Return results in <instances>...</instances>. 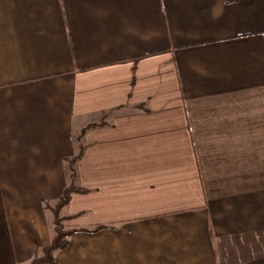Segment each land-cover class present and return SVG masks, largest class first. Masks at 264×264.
I'll use <instances>...</instances> for the list:
<instances>
[{"label":"crops","instance_id":"obj_1","mask_svg":"<svg viewBox=\"0 0 264 264\" xmlns=\"http://www.w3.org/2000/svg\"><path fill=\"white\" fill-rule=\"evenodd\" d=\"M72 171L86 264H264V0H0V264Z\"/></svg>","mask_w":264,"mask_h":264},{"label":"rangeland","instance_id":"obj_2","mask_svg":"<svg viewBox=\"0 0 264 264\" xmlns=\"http://www.w3.org/2000/svg\"><path fill=\"white\" fill-rule=\"evenodd\" d=\"M62 179H63V187L62 189H59L57 187V190L54 192L55 196H57V198L51 199V195L47 197L46 200V205L48 206V210L46 211L48 213V217L50 218V223L48 225V230H51V234H50V238L49 240H47L46 244H44L41 247H44L46 245H48L52 239L53 236V227H54V216L55 219H57V222L61 225V227L63 228V232H73L72 236H70L68 238L69 241V246L70 247V241L71 239L76 236V235H85L83 241L80 238V240H77L76 245L78 246L77 249H75V252L73 254H71L70 258H73L74 262L68 258H63L60 262V264H86L87 261V255H90L91 250L94 249V256H95V261H98V256H99V252H97L99 249L97 247L102 245V239L95 237L94 235H97L99 232L103 231V229H107L110 228L108 226H103L102 224H91V225H82V224H75L73 223L76 220H80L81 218L86 216V212H76V213H71L69 211V207H70V203L71 200L74 196H82V195H87L89 194L91 191L82 188L79 184H78V180H77V175L76 173H74L73 171L71 173H68L66 175H61ZM70 185L74 186L75 188H78L79 190L83 191V192H73L70 196L69 199L67 201L61 202L62 200V194L64 192V190L66 188H68ZM61 203V204H60ZM98 227H100L99 230H96ZM103 227V228H101ZM85 245H83V243ZM87 246V248H86ZM76 247V246H74ZM40 248V247H39ZM68 248L66 250H68ZM64 250V251H66ZM61 251V252H64ZM60 253V252H58ZM58 253H56L54 255V262L52 264H54L56 262V257H58ZM34 256V253H33ZM66 261V262H65ZM31 262V261H30ZM27 263V264H30Z\"/></svg>","mask_w":264,"mask_h":264},{"label":"trees","instance_id":"obj_3","mask_svg":"<svg viewBox=\"0 0 264 264\" xmlns=\"http://www.w3.org/2000/svg\"><path fill=\"white\" fill-rule=\"evenodd\" d=\"M73 192H83V191L70 185L68 188L64 190L62 194L61 202L67 201L69 199V196ZM55 217L56 216H54L53 236L50 243L44 247L35 249L34 256L30 264H52L54 262V255L68 248L69 246L68 238L72 236L73 232H63V228L57 222V219H55ZM99 229L100 227H98L96 230Z\"/></svg>","mask_w":264,"mask_h":264}]
</instances>
